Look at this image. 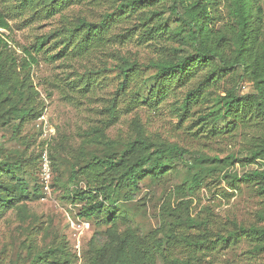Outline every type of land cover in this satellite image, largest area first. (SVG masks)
I'll return each mask as SVG.
<instances>
[{
  "label": "rangeland",
  "instance_id": "obj_1",
  "mask_svg": "<svg viewBox=\"0 0 264 264\" xmlns=\"http://www.w3.org/2000/svg\"><path fill=\"white\" fill-rule=\"evenodd\" d=\"M260 3L264 10V0ZM226 4L220 1L218 26L229 18ZM115 6L111 0H77L46 16L21 8L18 0H0V15L8 23L0 33L18 64L25 58L30 62L25 73L33 96L27 104L35 112L22 123L10 120L0 126V148L11 161L24 160L23 176L30 193L22 202L25 211L12 208L0 214V264H29L38 252L55 247L58 254L67 256L66 264H86L93 244L109 241L112 230L129 233L137 246L161 253L149 264H168L173 258L186 264H264V247L257 249L255 239L244 235L222 240L234 223L264 226V195L258 187L223 177L224 172L241 176L253 169L264 170V158L245 166L235 163L222 172L208 169L193 191L186 189V168L177 166L160 181L144 177L129 199L117 194L116 203H105L98 217L79 216L82 202L74 199L75 190L98 184L88 166L92 157L121 148H108L105 138L120 144L142 136L224 157L249 150L264 136V122L252 119L239 122L229 133L210 135L200 116L209 110L213 98L233 85L240 94L251 92V81L240 71L226 75L208 84L202 97L184 111L181 103L187 91L208 70H198L182 84H156L155 70L147 64L169 51L163 50L160 41L144 40L139 32L124 35L133 18H117L102 39L89 41L85 48L80 47V36L70 41L63 40L64 33L48 38L77 17L98 22ZM39 40L45 43L37 51ZM121 58L136 61L140 68L131 74L127 87L118 91ZM95 128L102 135L92 131ZM111 213L114 220L109 219ZM188 217L200 224L190 226L185 221ZM168 228L185 241L168 240ZM159 240L165 242L161 249H157Z\"/></svg>",
  "mask_w": 264,
  "mask_h": 264
},
{
  "label": "trees",
  "instance_id": "obj_2",
  "mask_svg": "<svg viewBox=\"0 0 264 264\" xmlns=\"http://www.w3.org/2000/svg\"><path fill=\"white\" fill-rule=\"evenodd\" d=\"M73 1L77 0H18V3L23 9L29 8L37 14L50 16ZM111 1L116 3L115 8L110 12L106 11L98 22L77 17L71 25H63L61 31L52 33L48 38L64 33L63 40L70 41L80 36V47L85 48L89 41L102 39L104 32L117 18H133L135 22L126 28L124 35L139 32L144 40L160 41L163 50L169 51L165 56L147 64L155 70L156 84H182L198 70H208L196 87L187 91L181 103L184 111L202 97L208 84L226 75L233 76L240 71L241 76H247L251 81V92L240 94L233 85L225 89L224 94H217L213 98L209 110L200 116L204 127L209 126L210 135L229 133L243 120L264 122L262 0H226L229 18L219 26L218 7L221 0ZM0 28H8L7 20L1 15ZM44 43L45 40H39L36 50H41ZM25 51L30 61L35 63L36 59L31 52ZM29 64L26 58L18 64L14 51L0 33V126L10 123V120L22 123L30 115L34 116L33 106L27 104L33 96L30 85L27 84L29 75L25 73ZM118 68L122 78L117 90L121 91L127 87L131 74L140 66L134 60L121 58ZM15 129H18L17 124ZM95 130L102 135L101 129L95 128L92 131ZM103 141L110 149L117 145H121V148L117 153L112 152L103 157L93 156L88 164L94 171L98 184L87 189H77L73 196L82 202L78 214L84 219L98 217L105 209V203H116L117 194H122L126 199L133 197L144 177L160 181L170 171L182 165L186 168V189L193 191L201 184L208 169L222 172L235 163L245 166L264 158V136L258 137L249 150L231 152L224 157L191 152L176 144L154 142L142 136L120 144L106 138ZM3 152L0 148V214L12 208L25 211L22 202L30 197V193L23 176L26 174L24 160L16 158L11 161ZM223 177L231 183H254L264 195V170L253 169L241 176L224 172ZM35 191L38 189L35 188ZM115 218L111 213L109 219ZM185 221L190 226L200 224L189 217ZM233 225V230L226 238H222L223 241L245 235L257 241V249L264 247V226ZM167 231L168 240L185 241L183 236H178L170 228ZM109 237V241L93 244L86 264H149L154 255L161 254L154 252L149 246H137L129 233L120 235L112 230ZM164 243L159 240L157 249H161ZM57 250L55 247L40 251L29 264H66L67 256L58 254ZM167 263L186 264L177 258L168 260Z\"/></svg>",
  "mask_w": 264,
  "mask_h": 264
},
{
  "label": "built area",
  "instance_id": "obj_3",
  "mask_svg": "<svg viewBox=\"0 0 264 264\" xmlns=\"http://www.w3.org/2000/svg\"><path fill=\"white\" fill-rule=\"evenodd\" d=\"M45 179H46V183H47V181H48V179H49V175H46V178H45Z\"/></svg>",
  "mask_w": 264,
  "mask_h": 264
}]
</instances>
